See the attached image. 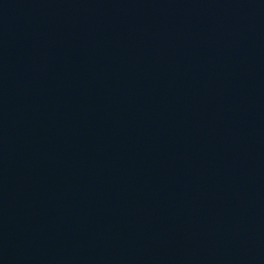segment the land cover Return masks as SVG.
Listing matches in <instances>:
<instances>
[{"label":"water","instance_id":"95a60500","mask_svg":"<svg viewBox=\"0 0 264 264\" xmlns=\"http://www.w3.org/2000/svg\"><path fill=\"white\" fill-rule=\"evenodd\" d=\"M0 264H264V0H0Z\"/></svg>","mask_w":264,"mask_h":264}]
</instances>
